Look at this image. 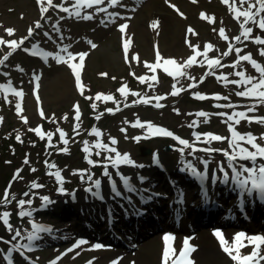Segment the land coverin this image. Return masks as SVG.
Here are the masks:
<instances>
[{"label": "rangeland", "instance_id": "1", "mask_svg": "<svg viewBox=\"0 0 264 264\" xmlns=\"http://www.w3.org/2000/svg\"><path fill=\"white\" fill-rule=\"evenodd\" d=\"M72 2L73 0H54V4H63L65 7H70ZM172 4H175L179 12L184 15L181 16L176 9L171 7ZM231 5L232 0H229V4H224L222 0H196L195 3L193 0H121L120 5L113 6L108 0H104L101 5L83 8L82 16L89 13L93 16L91 20H84L80 17L69 16L59 7L50 8L43 17L37 0H0V38L3 40L16 39L19 41L28 34L30 26L34 27V22L38 20L41 22V28L35 30L34 35L25 41L20 50L13 51L8 45L0 44V59L9 51H13L9 59L0 65V84L7 85V81L11 80L12 88L23 92L22 97H17L11 88L5 87L0 90V118H2L0 120V144L4 139L11 142L9 150L6 152L8 158L0 165V199L3 198L10 181V192L16 194L17 200L28 198L22 195L25 191L37 193V195L31 196L33 199L31 207L37 208L31 218L18 216V206L15 201L0 207V211L11 212L10 222L13 225V232H9L3 223H0V237L3 238L0 240V264H6L4 256L12 244L17 242L12 241L15 229H21L22 235H26L30 230V219L52 226L53 232L50 233L52 239L48 240L43 248L28 251L30 256L27 257L32 259V262L24 257V259L13 258L14 264H50L54 258L64 253L66 254L61 256L57 264H88L89 261L91 264H113V262L115 264H176V261L180 259L179 253L183 248L185 238L189 240V246L194 249L188 252L185 259L192 261L193 264H238V261H234L223 250L219 238L214 235V231L217 229L208 230L209 224L205 226L206 228L200 225L192 232L190 230L172 232L168 231L171 228L168 224L169 219H167L162 221L160 231L152 234L147 233L145 238L141 236L138 242L136 233L130 232L126 226L119 222L117 224L120 227L116 226L115 228L114 225L112 227L114 230L122 227L125 229L119 231L128 246L123 244L124 242L116 246L112 244L113 241L105 233L100 234L101 230L94 229L93 235L81 232V235L91 237V239L88 244L82 245L72 252H66V250L78 239L80 234L75 236V234L68 233L70 228L67 226H65L67 229L59 227L60 224H67L68 220L66 219L73 218L78 202L89 205V214L102 213L104 218V223L101 224L102 228L107 223L108 204L99 203L94 198L91 200L90 196L92 195L84 190L85 184H90L86 179L87 173L82 178L78 171L91 169L94 178H100L102 182L107 183L108 178L102 175V170L98 173L95 170L96 167L89 165L85 159L86 154L82 150L83 141L91 142L97 139L90 134L93 127L102 130L105 142H109V137L115 138L118 141L115 147L121 153H129L137 163L146 165L142 169L133 168L132 171L136 177L143 175L150 179L144 180L143 184L140 179H136L137 183L142 186V189L145 186V188L160 193L159 197H161L168 190L161 188L162 183L160 184L156 180V176L158 177L160 174L155 173L152 163L153 152L162 156L168 166L176 169L181 164L179 160L182 153L178 149L182 146L173 138L152 136L146 129L133 127L132 123L137 119L151 121L183 138L187 137L197 148L204 146L230 150L227 141H215L210 145L203 142L197 143L193 132H213L229 137L227 116H219L216 113L223 112L230 115L233 112L246 111L247 106L253 104L256 105V110L248 115L255 113H259L255 115H264V104H260L252 98L236 95L237 91L244 89L243 85H233L227 82L240 79L235 73L241 70H245L246 74L259 77V73L247 61L240 62L236 68L231 67L238 59V54L233 50L228 56L222 55L224 51H228L229 44L233 45V49L240 47L242 49L240 55L250 52L254 59L264 64V57H261L258 51L264 45H256L252 39L245 41L242 38L241 42L232 39L239 35V24L243 17H240L239 20L235 19ZM236 6L239 7V0H236ZM97 7L106 8L107 12H97ZM244 7L246 8L247 5ZM108 12L119 13L114 18L115 22L105 19ZM202 12L209 17H214V22L202 18ZM102 19L105 20L103 24L100 22ZM154 22L157 24L156 27H153ZM121 23L128 25L123 33L118 27ZM249 26L254 27L253 36L264 37V32L251 24ZM189 27L194 30L195 34L188 32ZM221 27L225 29L226 35L229 37L227 41L219 36ZM7 28H13L14 35L9 36L6 33ZM57 28L59 31L56 30ZM45 32L48 33L47 36L44 35ZM89 41L95 43L96 47L92 48ZM125 42L129 43L127 59L123 48ZM32 43H39L41 47L52 51L53 55L64 45H70L69 51L73 53H87L83 67L80 69L83 95L77 88L75 76L66 63L58 64L52 57L47 63H41L30 59L21 52L24 46L30 48ZM206 43H211L214 46L208 51L207 58H220L221 64L224 65L212 69V74H209L207 60L203 55ZM157 49L162 57L159 62L161 67L153 71L145 66V62L148 64L157 62ZM197 52L201 54L197 55L196 62L184 69L187 75L173 78L164 72V67H167L169 71H174L175 68L174 65H164V59L172 58L178 64H183L189 56L196 55ZM133 56H138V59H133ZM70 62L78 63V56L76 60ZM17 66L23 68L24 71L21 72ZM34 73L41 76L38 82L39 89L35 88L37 82L33 79ZM102 73L107 75H101ZM221 74L227 77V81L219 78ZM141 75L145 76L143 82L138 79ZM153 75L157 77L156 81H151L150 78ZM149 83L153 86L149 87ZM173 84L182 89L177 95L171 94ZM121 87H125L128 93L126 97L118 91ZM1 91L11 95L3 97L4 93ZM197 92L207 98L203 100L197 98L195 96ZM97 94H102L101 99H96ZM37 95L40 97L39 101L36 100ZM107 95H112L113 100H105L103 97ZM216 95H219L221 99H215ZM156 96L164 98L156 101L154 99ZM86 97L91 99H86ZM142 97L151 98V102H141ZM223 97H227V99H223ZM3 98L6 102L1 101ZM134 101L136 102L134 103ZM16 103L21 104L19 113L15 108ZM93 103L97 105L95 109L91 107ZM156 103L162 104L163 107H155ZM77 104L81 112L79 121L74 119V106ZM226 104H231L233 107H222ZM108 108H117L118 110L108 113L106 111ZM41 110L45 114L43 117L39 114ZM201 111L209 113V116L199 117L197 113ZM97 115L101 117L99 120L95 119ZM25 118L27 123H25ZM205 119H207V123L203 122ZM193 121L198 122L197 126L189 127ZM76 123L80 124L79 129L75 128ZM37 127L40 128L39 133L29 130H34ZM235 127L241 133L251 132L258 138V143L264 144V140L260 139L264 134V124L248 123L246 120H241L240 124ZM58 129L66 133V139L69 141L67 145L60 140ZM121 129H126V131L122 132ZM49 134L52 138L51 143L48 141ZM16 135H20L22 142L15 139ZM41 136L44 138L41 139ZM137 136L141 137L138 141L133 139ZM142 144L152 148L149 155L141 154L140 146ZM168 144L173 146L171 150L166 151L164 147ZM64 147L69 150L67 152L59 151ZM190 152L192 149L185 148L184 158ZM193 153L196 156L192 161H196L194 164L198 169L203 168L200 158L208 159L209 165L212 167L218 168L219 164H223L227 168V157L222 152L212 153L215 158L211 153L203 151ZM106 155L108 153H104L100 157L93 154L92 159L103 160ZM26 158L29 160L27 165L23 163ZM46 161L55 164L62 170V175L65 177L66 194L62 195L57 192L58 185L54 177L48 174L55 169L48 168ZM241 163L246 166L251 164L250 161H234V165L237 167ZM124 167L121 166L120 169L124 170ZM32 168H35L36 171L32 172ZM17 169H22V171L14 179ZM110 171L113 173L115 169L110 168ZM229 172L231 173V170ZM113 176H115V172ZM164 176L166 175L164 174ZM34 180L45 187L38 190L30 189V183ZM150 183H155V185L150 186ZM194 186L196 185L194 184ZM197 190L200 192L199 188ZM73 193H75V199L72 198ZM150 194L144 192V196ZM40 195H48L56 203L42 209L40 208ZM239 195V190L230 192L233 199H229L225 205L233 206L231 202L237 205L236 197ZM130 196V199L133 200L132 205L139 204L140 207H144L139 203L141 200L138 197L134 194ZM119 200L124 201V197ZM85 201H89V203H85ZM60 206H62V211L58 214ZM94 207L97 208L94 209ZM120 208L121 205L117 207V209ZM114 211L115 209L111 208V212ZM115 216L117 217L116 214ZM249 219L254 226L251 232L246 229L222 228L227 241L225 246L232 250L233 255H239L241 258L251 254L255 246L248 244V241L243 238V243L248 246H238L234 242V234L242 231L247 235H254L260 232L258 227L264 229V225H261L264 222L262 217ZM81 227L82 224L78 222L72 225L74 231ZM166 233H170L174 237L168 241L170 251L167 258L163 256L165 242L162 239ZM95 243H101L105 247L92 249L91 245ZM258 254L264 256V245L260 246Z\"/></svg>", "mask_w": 264, "mask_h": 264}, {"label": "snow or ice", "instance_id": "2", "mask_svg": "<svg viewBox=\"0 0 264 264\" xmlns=\"http://www.w3.org/2000/svg\"><path fill=\"white\" fill-rule=\"evenodd\" d=\"M110 5L116 6L120 5L121 0H108ZM195 3L196 0H193ZM224 4H229V0H222ZM39 7V10L42 14L47 13L50 8L59 7L60 10L64 13H68L69 16L74 17H80L84 20H91L93 19L92 14H84L81 15L83 8H91L93 5H101L104 3V0H73L70 7H65L63 4L56 5L54 4V0H37ZM244 5H247L245 8ZM171 7L176 9L177 12H179V9L176 7L175 4H172ZM97 12H107L106 8H100L97 7ZM231 11L234 12L235 16L234 18L239 20L240 17H243L242 22L239 24L240 33L239 35L234 36L232 39H234L237 42H241L242 38L243 40L247 41L249 39H252L253 42L256 45H264V37L261 35H255L253 36L254 27L249 26L250 24L255 26L261 31H264V0H239V7L236 6V0H232L231 5ZM181 16L184 14L182 12H179ZM119 13L116 12H108L107 19L109 22H115L114 18L118 16ZM201 17L206 20H212L214 22V17H209L205 13H201ZM102 24L105 23V20L102 19L100 21ZM157 24L154 22L153 27H156ZM119 30L123 33L124 30L128 27L126 23L119 24ZM41 28V22L38 20L34 22V27L30 26L28 29V34L24 37H22L19 41L16 39L11 40H3L0 38V44H6L12 48L13 51L16 49H20L22 45L25 44V41H28L33 35L36 29ZM59 31V28L56 29ZM215 31V29H214ZM15 30L13 28H7L6 33L9 36L14 35ZM188 32L194 33V30L189 27ZM45 36L48 35L47 32L44 33ZM219 36L222 37L224 40H228L229 37L226 35L225 29L221 27L219 29ZM63 39V37H61ZM89 44L92 48H95V43H92L89 41ZM70 45H64L59 49L58 52L53 55V52L45 51L43 48L40 47L39 43H32L31 47H23L22 50L25 53H30L32 56L41 57L44 62L48 61L49 57H52L55 59L56 63H66L71 71L73 72L75 76L76 86L78 89H80L81 94L83 95V85L81 83V73L80 69L83 67V62L85 57L87 56L86 52H79V53H73L69 51ZM214 46L211 43H206L204 46V52L203 55L205 56L207 60V67L209 69V74H212L211 70L216 67H223L224 65L221 64L220 58H207V53L210 49H212ZM124 52H125V58L127 59V54L129 51V43L125 42L123 45ZM235 51V53L238 54V59L231 65V67L236 68L240 65V62L247 61L251 64V66L256 70V72L259 73V77L246 74L245 70L237 71L235 75L237 77H240V79H233L231 81H227V77L223 74L220 75V79L226 80L228 83H231L233 85H243L244 89L241 91H237L236 95L239 97H248L255 99L258 103L264 104V64H261L256 59L253 58L252 53H247L240 55L242 49L240 47H235L233 49V45L229 44L228 51H224L222 53L223 56H228L231 51ZM13 51H9L6 55L3 56L2 59H0V65H3L9 57L13 54ZM259 55L261 57H264V47H260L258 49ZM64 55H61V54ZM201 53L197 52L196 55L189 56L187 61L183 64H178L175 59L169 58L164 59L163 63L164 65H174V71H169L167 67H164L163 70L166 72L169 76H172L173 78L181 77L187 75V73L184 71L185 68L190 67L193 63L196 62L197 55H200ZM79 58L78 63H71L70 61L76 60V58ZM133 59H138V56H133ZM162 57L157 49L156 51V63L154 64H148L145 62V66L155 71V69L161 67L160 61ZM203 63V61H201ZM21 72L24 71L23 68H20L17 66ZM7 75V73H5ZM101 75H107L106 73H102ZM33 79L36 81L35 88L39 89V81L41 79V76L38 74H33ZM115 79V77H113ZM138 79L143 82L145 81V76L141 75L138 77ZM151 81H156L157 77L155 75L151 76ZM149 87H152L153 85L149 83ZM5 87L11 88L12 92L17 97H22L23 92L17 91L15 88H12V81L8 80L7 85L0 84V90L4 89ZM191 87V85H190ZM173 91L172 95H177L182 89H179L176 87L175 84L172 85ZM118 91L124 95L127 96V92L125 87H121L118 89ZM102 94H97L96 99H101ZM195 96L201 100L206 99L207 97L200 94L199 92L195 93ZM105 100H113L112 95H107L103 97ZM164 97L156 96L154 99L156 101H159L163 99ZM215 99H221L219 95H216L214 97ZM40 97L39 95L36 96V100L39 101ZM86 99H91L90 97H86ZM223 99H227V97H223ZM136 101H134L135 103ZM141 102L143 103H150L151 98H141ZM219 106V105H218ZM91 107L95 109L97 107L96 104H92ZM155 107L160 108L163 107L162 104L156 103ZM222 107L231 108L233 105L226 104L222 105ZM17 113L21 111V104L16 103L15 105ZM75 117L74 119L76 121H79L81 118V112L79 109V105H75ZM118 110V109H117ZM256 110V105H249L247 106L246 111H237L233 112L230 115L227 113H216V115L219 116H227V127L229 129V137L221 136L218 133L213 132H193V136L195 138V141L197 143L203 142L205 144H211L215 141H227L230 145V150L227 149H219V148H212V147H204V148H197L195 144L190 142L187 139H184L180 137L179 135L175 134L173 131L163 127L154 124L151 121H140L137 119L134 123H132L133 127H139L141 129H146V131L151 134L152 136H165L170 137L176 140L180 147L178 150L182 153L181 155V163L183 164V167L179 169L180 172H188L192 177H194L196 180L199 181L201 186V195L204 197L205 202L208 201V189L204 186L205 181L208 179V168H209V160L200 158L201 163L203 164V169H198V167L193 163L192 160H185L183 153L185 152V148L192 149V152L189 153L191 155L195 151H203L205 153H214V152H222L225 157H227V168L231 170V173L225 169V166L223 164H219L218 167L220 169V172H222V179L217 177L215 174L212 176V183L215 184L217 182V179H220L221 183L228 184L229 180L231 179V182L235 184L236 188L240 190L241 195H243L245 192H247L248 195H251L253 191H258L261 195V198L264 199V144L257 142V137L253 135L251 132L247 133H241L237 130L235 125H239L241 120H246L248 123H260L264 124V116H249L248 113L254 112ZM108 113H112L114 110L112 108L106 109ZM41 117H43L45 114L41 110L40 113ZM197 115L199 117H208L209 113L201 111L198 112ZM67 118V117H65ZM101 117L100 115H97L95 119L99 120ZM2 120V118H0ZM204 123H207V119L203 121ZM25 123H27V120L25 118ZM198 122L193 121L192 124L189 125V127H195L197 126ZM75 128L79 129L80 124L76 123ZM30 131H36L37 133L40 132V128L37 127L36 129H29ZM60 140L67 145L69 143L68 139H66V133L62 130H59ZM121 131H126V129H121ZM91 135H94L97 139L95 141H83V151L86 154L85 159L89 165H92L93 167H101L102 168V175L104 177H107L109 179V184L111 187V191L115 193L117 197L121 195V192L117 188V182L113 178V173L110 171L111 169L116 170V175L120 176V180L123 183L124 188L128 192H136L137 188L135 185L131 182V177L124 175L119 171L121 166H131V167H137V168H145L146 165L142 163H137L134 159L131 158L129 153H121L115 145L118 143V141L115 138L109 137V142H105L103 140V132L98 127H93L90 132ZM44 137L41 136V139ZM15 139L17 141H21L20 135H16ZM51 135H48V141L51 143ZM135 140H140L141 137L137 136L134 137ZM260 139L264 140V134L260 137ZM69 149L67 147L59 149L61 152H67ZM104 153H108V155L104 156L103 160H94L92 159L93 154L97 157L102 156ZM234 161H251L250 165H245L243 163L239 164V167L234 165ZM258 161H261L257 163ZM23 163L25 165L29 164V160L26 158ZM153 165L157 166L158 168L163 169V163L161 158L159 157L158 153L153 154L152 159ZM46 165L50 169H55L54 171H50L48 174L53 176L56 183H57V192L59 194H66V189L64 187L65 183V177L62 175V170L58 168L55 164L48 163L46 161ZM20 171L22 169H17L14 173V179L19 175ZM32 172H35L36 169L32 168ZM82 176L84 177V174L87 173L86 179L90 182L89 186L86 187L84 190L88 193H91L93 197H96L100 200L104 199V196L101 192L102 187V180L100 178H94V174L92 173L91 169L86 170H78ZM141 181H144L147 179V177L141 175L139 177ZM171 183L175 184V181H171ZM45 186L43 184H40L36 182L35 180L30 183V189L32 190H38L42 189ZM11 188V181L6 187L4 196L2 199H0V207L7 206L11 204L13 201L17 203L18 206V216L20 218H31L33 217V213L37 211V208L31 207L33 205V199L31 196L37 195L36 192H30L25 191L22 195L23 197H28L27 199L20 198L17 200L16 194L10 192ZM142 192H148V189H143ZM177 194V202L183 203V191L179 188L176 189ZM161 195L158 192H152L151 195L144 196L141 195V200L146 202L151 200L153 197ZM72 198L75 199V193L72 194ZM39 199L41 200L40 208L45 209L48 208L51 205H54L56 201L51 199L48 195H40ZM131 202V201H129ZM243 201H241V204ZM109 215H111V210H109ZM11 212L10 211H0V223H3L6 230L9 232H13V225L10 222ZM30 223V230L27 231L26 235H22V230L17 228L15 229L14 235L12 236V241H17L16 243L12 244V246L8 249L7 254L4 256V259L6 261V264H14L13 259V253H19L21 256H23L25 259H27L26 256H24L25 251H32L34 242L39 241L41 239V234L43 233H52L53 227L50 225H46L43 223H38L34 219L29 220ZM214 235L219 238L220 244L223 247V250L234 260L238 261V264H259L261 260H264V256H259V248L261 245H264V234H254V235H247L244 232H237L234 234V242L238 246H244L247 247L248 245L243 243V239H246L248 241V244L254 245V250L251 254L245 255L242 258L239 255H233L232 250L225 246L227 244V241L224 237V234L222 230H215ZM19 238V240H18ZM243 238V239H242ZM2 239V238H0ZM163 241L165 242V248L163 252V256L165 258L169 255V247H168V241L174 239L172 234L166 233L162 237ZM19 241H25L23 243ZM89 242L84 238H78L75 240V242L66 250V252H72L74 249L88 244ZM92 249H102L105 247V245L101 243H95L91 245ZM194 249L189 246V240L185 238L183 241V248L181 249L179 256L180 259L176 261V264H193L192 261L186 260L185 257L187 256L188 252L193 251ZM174 251V250H173ZM66 254V253H64ZM64 254H61L64 255ZM79 255V253H77ZM61 256H58L54 258L50 264H57V261L61 259ZM88 264H91V261L88 262ZM115 264V262H113Z\"/></svg>", "mask_w": 264, "mask_h": 264}, {"label": "bare ground", "instance_id": "3", "mask_svg": "<svg viewBox=\"0 0 264 264\" xmlns=\"http://www.w3.org/2000/svg\"><path fill=\"white\" fill-rule=\"evenodd\" d=\"M218 182V181H217ZM216 182V183H217ZM210 183H212V180L210 181ZM215 183V184H216ZM229 188H230V186H229ZM233 188V187H232ZM231 188V189H232ZM227 190H229V189H227ZM226 190V193H228V191ZM246 195V194H245ZM211 198V197H210ZM208 199H209V196H208ZM264 199H262L261 198V195H260V193L259 192H257V193H252L251 194V196H249V199L247 200L248 201V203L250 202V201H253L256 205H261L262 206V201H263ZM207 204V203H206ZM69 224H71L70 222H68L67 223V225H69Z\"/></svg>", "mask_w": 264, "mask_h": 264}, {"label": "trees", "instance_id": "4", "mask_svg": "<svg viewBox=\"0 0 264 264\" xmlns=\"http://www.w3.org/2000/svg\"><path fill=\"white\" fill-rule=\"evenodd\" d=\"M9 150V142L4 141L2 142V145L0 146V165L7 157L6 152Z\"/></svg>", "mask_w": 264, "mask_h": 264}, {"label": "water", "instance_id": "5", "mask_svg": "<svg viewBox=\"0 0 264 264\" xmlns=\"http://www.w3.org/2000/svg\"><path fill=\"white\" fill-rule=\"evenodd\" d=\"M148 153H149V150L144 151V154H145V155L148 154Z\"/></svg>", "mask_w": 264, "mask_h": 264}]
</instances>
